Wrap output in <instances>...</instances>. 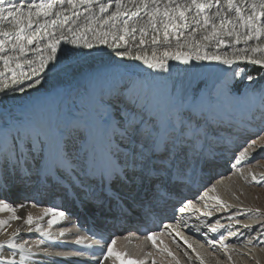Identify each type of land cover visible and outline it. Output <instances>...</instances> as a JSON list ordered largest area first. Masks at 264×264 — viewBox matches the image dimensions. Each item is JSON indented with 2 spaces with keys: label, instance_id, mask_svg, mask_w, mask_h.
<instances>
[{
  "label": "snow or ice",
  "instance_id": "1",
  "mask_svg": "<svg viewBox=\"0 0 264 264\" xmlns=\"http://www.w3.org/2000/svg\"><path fill=\"white\" fill-rule=\"evenodd\" d=\"M160 3L161 0H133V8H129L124 0H0V212H11L8 220H0V236H4L0 239V264H43L45 259L89 255L94 257V264H105L110 256H115L119 264H139L114 252L115 240L101 245L91 229L90 236H75V248L56 250L55 245L64 244L62 238L72 234V230L61 228L53 236L49 229L57 218L68 216L67 210L49 207L35 219L31 214L18 215L9 199L14 190L59 189L81 208L105 218L151 214L168 205H172L173 213L191 210L187 213L191 216L200 211L194 199L183 193L199 174L217 167L227 142L240 135L234 124L214 126L223 124L216 114L231 106L234 84L220 81L211 90L197 94L192 81L171 78L168 62L188 65L193 61H216L231 66L243 60L264 67V46L258 43L264 38V0H253L247 16L240 7L247 0H226V9L221 0H186L183 5L178 0H167L163 9ZM79 9H83L85 19L95 20L96 26L85 30L78 23ZM97 9L100 16L96 15ZM141 9L148 17L146 22H141ZM193 9L195 14L190 21L188 13ZM69 12L71 16L67 15ZM231 13L236 21L230 18ZM133 19L136 22L130 24ZM5 21L11 27L5 28ZM240 26L244 32L238 30ZM250 41L257 43L249 47ZM41 42H45L43 47ZM241 43L245 47L238 49L234 59L208 54L210 47L215 46L218 51ZM149 45L151 55L146 51L143 55H129L134 50L144 51ZM97 46L112 49L121 60L140 61L159 75L150 80L139 78L117 63L103 72L89 74L84 81L77 79L79 60L88 54L84 50ZM185 48L190 50L183 51ZM30 51L38 53V66L29 57ZM57 70L63 73L68 86L54 97L26 106L5 104L6 96L38 91L47 73ZM241 78L250 85L259 79L251 74L244 76L242 69L235 71L233 79ZM73 97L96 102L95 132L83 116L69 113L55 127L39 118L38 113L49 107L50 100L64 102ZM245 98L249 103L244 107L243 123L264 125V89H253ZM258 140H264V128L233 152V167L242 165L251 152L264 150V143L258 145ZM252 179L259 183L255 175ZM209 190L215 191V185L202 189L205 195ZM213 199L220 208L226 207L219 197ZM29 202L37 206L35 200ZM26 206L19 202L21 209ZM214 211L217 209L201 212L195 219L207 229L205 235L219 234V243L227 247L223 231L234 225L220 223L222 217L213 220ZM256 212L260 214L259 210ZM49 216L47 227H42L41 222ZM228 219L236 217L230 215ZM12 221L20 223L9 232ZM235 228L233 237L243 236V228L255 234L257 243L264 239V224L253 227L237 219ZM34 232L36 238L31 235ZM90 238L96 243H86ZM147 238L155 246V232H148ZM47 242L52 243L44 247Z\"/></svg>",
  "mask_w": 264,
  "mask_h": 264
},
{
  "label": "rangeland",
  "instance_id": "2",
  "mask_svg": "<svg viewBox=\"0 0 264 264\" xmlns=\"http://www.w3.org/2000/svg\"><path fill=\"white\" fill-rule=\"evenodd\" d=\"M33 1H35V3L39 2V0H33ZM24 2L27 3L26 0H24ZM178 2L183 5L186 2V0H178ZM258 2H259V0H257V3ZM166 3H167V1L163 2L161 4L162 5V6H160L161 9L164 8ZM79 11L81 12V15H82L80 17H85V14L83 13V9H81ZM193 11H195V9H193ZM193 11L188 13V15L190 16L189 18H191V19L194 18L195 12L193 13ZM250 12H251V10H245L244 11V15H246V14L248 15V14H250ZM69 16H71V15H69ZM145 18L146 19H142L141 22H146L148 17L146 16ZM81 20H82V18H81ZM84 22H88V20L85 19ZM135 22L136 21L134 19L133 22L130 21L129 23L132 24V23H135ZM117 23L119 25V22H117ZM216 23L219 26V21L218 20L216 21ZM88 25L89 24L83 25V26L86 29H87V27L96 26V21L93 20V25H89V26ZM239 31L240 32H244L245 29L243 27H241L239 29ZM149 33H150L149 35H151V30L150 29H149ZM88 35H89V39H92V34L88 33ZM199 35L200 34L198 33V39H199ZM95 41L96 40H92L93 43H95ZM109 41L111 42V37H109ZM173 43L174 44H173V49L172 50L175 51L176 50L175 49V42H173ZM256 43H257L256 41H250L248 46L251 47V46L255 45ZM258 43L261 46H264V38H262ZM63 46L64 45H62V47ZM238 46H241V47L244 46L245 47V45L243 43H241L239 45H235V47H238ZM41 47H43V46L41 45ZM235 47L233 46V47H231V49H234ZM182 50L189 51L190 49L189 48H185V49H182ZM102 51H105V52L103 53ZM145 51L147 52L148 55H150L151 51H152L151 46L149 45V47H147L144 51H139V53L136 50H134L129 55L130 56H134L136 54H145ZM208 52H209L208 53L209 55L216 54V55H221L222 57H224V55L225 56L229 55L228 53H230L231 51L229 52V50L228 49L226 50V48H220L217 51L215 46H213V47H210L208 49ZM34 53H35V55H34ZM100 53L101 54L108 53V54L100 55ZM159 53H160V49L157 50V54H159ZM110 54H114V53H112L111 51L107 52L106 50L101 49V52L95 53V54H93L91 56H89V55L88 56L85 55L84 57L82 56L80 58V60H79L78 65H77V69L81 68V67H83L85 65H89L90 68L89 67H84L85 72L82 71L81 69H78L77 70L78 71L77 79L82 77L79 80L84 81L89 76V74L103 72L105 69L111 67L112 65H110L109 63L108 64H97L96 62H94L95 61L94 59H97L98 55H99L98 57H100V56H104L105 57V56H109ZM37 56H38V53L33 51V55L30 58L38 66L39 60L37 59ZM201 62H203L204 68H203V70H201L199 72V74L197 76H195L194 75L195 72L198 70L199 66L201 65V64L199 65L198 61H193L191 64H188V65H184L182 63L179 64V63H176V61H169L168 63L171 65V68H172L171 78L174 79V77H176L177 79H184V80L192 81L193 91L195 93H197V94H199L201 92V90H205V91L211 90L213 85L217 84L220 81L227 80V81L232 82L234 84V88H233V96H232V99H231V106L230 107L226 106L224 109L219 111L217 114L218 115H220L222 113L226 114L228 112L229 114H232V115L236 116L237 115L236 113L238 111H240V112H243L242 113V117H243V115L245 114L244 113V107L249 103V101L245 98V94L252 92L253 89H262L263 86H264V71L262 70V69H264V67H261L259 65H254V64H251V63H247V62H237V63H234L233 65L229 66L230 69L229 70L227 69V71L225 73H223L222 75L218 76V72H217L218 65H223V63L219 64L216 61H201ZM117 63L119 64V67L122 70L123 69H127L128 71H132V72H134V71L140 72V74L136 73L139 78H144V79H149L150 80L152 76L159 75V73H156L154 70H150L146 66H144L142 64V62L136 61L134 59H130L129 58V59H123V60H121V59L114 60V64H117ZM216 63H218V64H216ZM105 65H109V66L105 67ZM102 68H104V69H102ZM100 69H102V70H100ZM240 69L243 70L244 76H247V75L251 74V75L259 77V79L256 80V81H253L251 85L245 79H242V78L234 80L233 79L234 72L237 71V70H240ZM1 70H3L2 62L0 63V71ZM60 73L61 72H59L58 70L57 71H53L52 73H49L46 76V79L42 82V85L43 84H48V85L51 86V85H54V84H58V81L60 82V78L64 77V75H61ZM172 74H174L173 75L174 77H172ZM10 75L11 74L9 73L8 76H10ZM53 76H55V77L53 78ZM216 76L218 77L217 79H216ZM221 77H222V79L220 81H218ZM0 83L2 84V80H0ZM65 88H67V86L52 88V89H50L51 91H49L47 93L38 94V95H36L37 94V90H29L27 93H25V94H28V95H25V94H17V95H14V96L13 95H9V96L4 97V101H5V104L8 107L26 106V105L33 104V103H35L37 101H40V100L50 99V98L54 97L58 91H60L62 89H65ZM23 95L27 96V98L14 99L16 96H23ZM85 102H87V103H85ZM83 103L86 104L87 107L85 105H83ZM94 106H96V102L95 101H91V100L89 102V99L87 97H73V99L71 101H64V102H59V101H56V100H50L49 101V107H47L44 110L40 111L38 113V116L45 123L46 122L48 123V120H49L50 123H51L50 125L53 126V127H55V125H56V122H54V121H57V120L59 121V120H63L65 118H67L69 113H71L73 115H76L77 113L81 114L82 111H86V110L88 111L87 113L89 115H91L92 118H95V119L98 120V114L95 111L96 107H94ZM225 111H227V112H225ZM241 120H243V118ZM260 151H262V150H260ZM261 155H262V153L260 152L259 153V157H261ZM261 163L264 166V161L263 160H261ZM247 167L249 168L248 165L246 166V169H247ZM250 167H252V168H249L250 171H252V170L256 171V170H254V167L252 165H250ZM261 171L264 172V169L261 170ZM256 173H257V171H256ZM261 184H263V183H261ZM251 185H250V187L253 190L252 192L254 194L253 198L248 196V194H251V193H248V192L247 193L240 192V193L244 197L243 199L245 200V202L247 204H251L252 207H254V205H256L255 208L257 210L260 209L262 212H264V186L254 187V186H251ZM246 194H247V196H246ZM238 214L240 215L241 213L239 212ZM194 216H196V215L193 214V217ZM246 243H248V241H246ZM197 250H199V248ZM202 250L204 251L205 249H202ZM205 251H207V250H205ZM205 251L203 253H206V254H209V255L213 254L212 252H215V251H212V252L211 251H207V252H210V253H207ZM194 253H197V251L194 252ZM213 255H215V254H213ZM263 256H264V254H263ZM171 259L173 260L172 257H171ZM181 259L184 261L185 258L181 257Z\"/></svg>",
  "mask_w": 264,
  "mask_h": 264
},
{
  "label": "bare ground",
  "instance_id": "3",
  "mask_svg": "<svg viewBox=\"0 0 264 264\" xmlns=\"http://www.w3.org/2000/svg\"><path fill=\"white\" fill-rule=\"evenodd\" d=\"M26 1L28 2V0H26ZM166 1L167 0H162L161 3H160V6H162L161 4L163 2H166ZM32 2H35V1L32 0ZM124 2L126 4H128L129 8H133V0H124ZM138 2H139V0H135V3H138ZM237 2L239 3L240 0H237ZM252 2H253V0H247V3H241L240 7L244 11L245 10H251V3ZM255 2H257V0H255ZM221 6L224 7L225 9L227 8L226 0H221ZM79 10H81V9H79ZM113 10H114V8L112 9V11ZM133 10H135V9H133ZM194 12L195 11H193V13ZM67 15H71V12L67 13ZM141 16H142V19H146L145 18L146 16L143 15V9H141ZM245 16H247V14ZM81 18H82V20H81ZM230 18L233 21H236V16H235L234 13L230 14ZM189 19H190V21L192 20L191 18H189ZM199 19H201V20L203 19V14L199 17ZM84 20H85V17H80L78 21L84 22ZM130 21L133 22L134 19L130 20ZM84 24L85 25H87V24L93 25V20L92 21H88V22H84ZM3 26L5 28L11 27L8 24L7 21L3 22ZM241 27L242 26H240L238 28L240 29ZM138 36H139V33H137V38L139 39ZM162 36H163V31H161V38H162ZM129 42L132 43L130 39H129ZM173 42H175V41H173ZM44 43L45 42H41V45L43 46ZM96 44H97V41H95L94 45H96ZM31 47L34 49L36 47V45L34 44ZM234 47H235V45H234ZM243 47L244 46H242V47L238 46V47H235L234 49H228L229 52L231 51L232 53L231 52L228 53L229 55H226V57L228 59H234L235 58V54L237 53L238 49L243 48ZM101 49H104L107 52L111 51L112 53H114L112 51V49H110V48H108L106 46H97L93 50H90V51H87V52L85 50L84 51L86 53H88L86 56H88V55L91 56V55H93L95 53L101 52ZM102 52H105V51H102ZM32 55H33V51H30L29 52V57H31ZM34 55H35V53H34ZM141 55H143V54H141ZM257 58H259V57H257ZM119 59H121V58L116 56L115 53H114V54H110L109 56H105V57L104 56H100L97 59H94L95 60L94 62H96L97 64H108L109 63L110 65H113L114 64V60H119ZM198 62H199V65L200 64L201 65L199 66L198 70L195 72V74H194L195 76H197L199 74V72L201 70H203V68H204L203 62H201V61H198ZM240 62H245V61L242 60ZM176 63L180 64V62H178V61H176ZM218 63L221 64L220 62H218ZM218 63H216V64H218ZM224 65L225 64L218 65V68H217L218 76L222 75L223 73H225L227 71V69H229V65H225V66ZM106 66H109V65H105V67ZM84 67H89V65H85V66H83L81 68H78V69H81L82 71L85 72ZM102 69H104V68H102ZM102 69H100V70H102ZM49 73H52V72H48L47 75ZM77 73H78V71H77ZM81 78L82 77H80L79 79H81ZM64 86H68V82L65 79V77H61L60 78V82L58 81V84H54V85H51V86L48 85V84H43L41 87H39L40 91L38 90L36 95L42 94V93H47V92L51 91L50 89H52V88L64 87ZM25 95H28V94H25ZM19 98H27V96H24V95L23 96H16L14 99H19ZM87 102H85V103H87ZM89 102H90V100H89ZM83 105L86 106V104H84V103H83ZM94 107H96V106H94ZM95 111H96V109H95ZM87 112H88L87 110L86 111H82L80 116H83L87 121H93V118L90 115H88ZM236 114H237L236 116L239 118L238 119V122H239L238 124L234 123L235 120L233 118L234 117L236 118V116L232 115V114H230L231 115L230 116L229 113L228 114L227 113L226 114L223 113L222 114L223 116H222L221 119H224V121H226V124L224 125L225 127H227L229 125V123L234 124V125H236L235 131L240 132V135H243V133L241 132L242 128H241V125H240V122L243 121V120H241L243 118L242 117V113L240 111H238ZM218 117H219V115L216 114V118L217 119H218ZM55 122L57 123V121H55ZM48 123L51 124L49 120H48ZM247 133H250V131H248V129L245 130V135H247ZM237 146H238V144H235V145H233L231 147V149H234ZM260 152H261L260 150H257L255 152H251L250 158L247 159L242 165H239V169L237 171H235L233 174H231L229 176V178L227 176L223 175L221 177V180L218 182V184H217V186L215 188V191H211L210 190V191L207 192V193H211L210 195L213 196V197H219L222 201H224V203L226 205V207L220 208L218 203H217V201H213V200L211 201L215 205L213 208L217 209V211L213 212V216H212L213 220L217 219L218 217H222L220 219V223H222V224H224V223L233 224L234 227L232 229H235V230H236L235 225H236L237 218H240L239 221H240L241 224H250L253 227H256L258 225L264 224V212H260L259 211L260 214L258 215L256 210L252 208L251 204H247L245 202V200L243 199L244 197L240 193V192L251 193V194H248V196L253 198V196H254V194L252 192L253 190L250 187V185L253 183V181H249V177H251L253 175H255L257 180L259 181V183H257V184L264 183V172L263 171H257V173H256V171H253V170L250 171L249 170V168H252V167H250L249 163L257 161L260 158L259 157V153ZM247 165L249 166V168L247 167V169H246ZM222 166H226V165H222ZM226 185H227V187H226ZM246 196H247V194H246ZM202 199H203V197H202ZM202 199L195 204V207L197 209H199L200 211L203 209L202 212L206 211V209H208V210L209 209H213V208H211L209 206L207 208L204 207L202 205ZM250 209L252 210L251 212L249 211ZM200 211L196 212V213L200 215ZM16 212H17L18 215L26 217L28 215V213L30 212V209L29 210L21 209V210H17ZM239 212L241 213L240 215L238 214ZM230 215H234L236 217V219L229 220L228 217ZM10 216H11V212H8V211L0 212V220H8L10 218ZM194 217H196V216H194ZM19 223H20L19 221H12L11 222V227L8 228V231L11 232L12 229L16 228ZM128 228H130V225H128L127 231H129ZM232 229L225 230L223 232V235H224V238H225L224 239V243L227 244V247H224L222 244L219 243V234H213V233L209 232L207 235H205L207 237V239H209V242L207 244V247L204 248V249L207 250V251H211V252L215 251V252H212L215 255H213V254L209 255V254L203 253L205 250L203 251L202 249H199V250H197V253H193L194 256H195L194 258H196L197 261L196 260H191V264H201V262H202V264H264V256H263V254H264L263 253L264 252V250H263L264 249V239H262V241L260 243H257L255 238H254L255 234H253L252 232H249V230L243 229V228H241V231L244 233L243 236L233 237L231 235ZM202 230H203V233L207 232V229L204 228V227L202 228ZM0 239H4V236H0ZM249 239L253 240L252 245L249 244V243H246V241H248ZM213 241H216L215 243H217V245H214ZM207 251H205V252H207ZM176 253H179V251H177ZM207 253H210V252H207ZM163 256L167 260L174 261V260L171 259V257H169L168 254H163ZM229 257H230V259H229ZM166 264H168V263L166 262Z\"/></svg>",
  "mask_w": 264,
  "mask_h": 264
},
{
  "label": "water",
  "instance_id": "4",
  "mask_svg": "<svg viewBox=\"0 0 264 264\" xmlns=\"http://www.w3.org/2000/svg\"><path fill=\"white\" fill-rule=\"evenodd\" d=\"M96 15H97V16L99 15V11H97ZM80 24H81V25H84V22H80ZM230 48H231V47H229V48H227V49H230ZM227 49H226V50H227ZM85 51L87 52V51H90V50L85 49ZM105 54H108V53H105ZM105 54H101V53H100V55H105ZM98 56H99V55H98ZM98 56H97V58H98Z\"/></svg>",
  "mask_w": 264,
  "mask_h": 264
},
{
  "label": "trees",
  "instance_id": "5",
  "mask_svg": "<svg viewBox=\"0 0 264 264\" xmlns=\"http://www.w3.org/2000/svg\"><path fill=\"white\" fill-rule=\"evenodd\" d=\"M264 71V69H262ZM135 73H138L137 71H134Z\"/></svg>",
  "mask_w": 264,
  "mask_h": 264
}]
</instances>
